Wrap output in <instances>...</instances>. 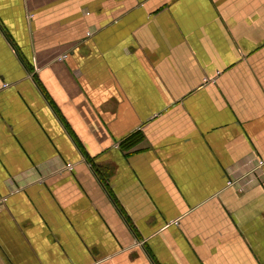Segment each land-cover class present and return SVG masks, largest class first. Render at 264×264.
<instances>
[{
    "label": "crops",
    "instance_id": "1",
    "mask_svg": "<svg viewBox=\"0 0 264 264\" xmlns=\"http://www.w3.org/2000/svg\"><path fill=\"white\" fill-rule=\"evenodd\" d=\"M0 264H264V0H0Z\"/></svg>",
    "mask_w": 264,
    "mask_h": 264
},
{
    "label": "trees",
    "instance_id": "2",
    "mask_svg": "<svg viewBox=\"0 0 264 264\" xmlns=\"http://www.w3.org/2000/svg\"><path fill=\"white\" fill-rule=\"evenodd\" d=\"M141 137L138 135L132 136L131 138H129L126 142L123 143V146H125V148L129 149L134 147L139 141H140ZM101 171H99L100 173ZM102 181L107 185V175H100Z\"/></svg>",
    "mask_w": 264,
    "mask_h": 264
},
{
    "label": "built area",
    "instance_id": "3",
    "mask_svg": "<svg viewBox=\"0 0 264 264\" xmlns=\"http://www.w3.org/2000/svg\"><path fill=\"white\" fill-rule=\"evenodd\" d=\"M8 84L5 85V87H7ZM260 166L263 165V162H260L259 164ZM68 171H73L74 170V166L73 164H68L66 167H65ZM229 184H232L229 182ZM2 201H6V198H3Z\"/></svg>",
    "mask_w": 264,
    "mask_h": 264
}]
</instances>
